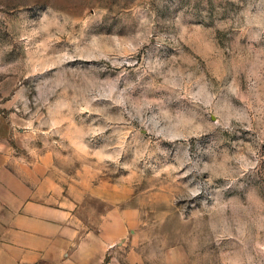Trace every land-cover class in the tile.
<instances>
[{
  "label": "rangeland",
  "instance_id": "rangeland-1",
  "mask_svg": "<svg viewBox=\"0 0 264 264\" xmlns=\"http://www.w3.org/2000/svg\"><path fill=\"white\" fill-rule=\"evenodd\" d=\"M14 132L139 264H264V0H0Z\"/></svg>",
  "mask_w": 264,
  "mask_h": 264
},
{
  "label": "crops",
  "instance_id": "crops-1",
  "mask_svg": "<svg viewBox=\"0 0 264 264\" xmlns=\"http://www.w3.org/2000/svg\"><path fill=\"white\" fill-rule=\"evenodd\" d=\"M13 135L0 140V264L143 263L126 252L123 220L105 208L88 217L52 157Z\"/></svg>",
  "mask_w": 264,
  "mask_h": 264
}]
</instances>
